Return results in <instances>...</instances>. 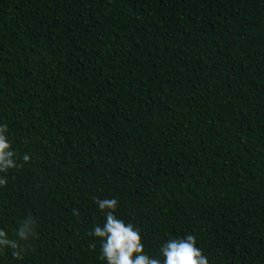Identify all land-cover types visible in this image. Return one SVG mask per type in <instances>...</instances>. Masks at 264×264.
<instances>
[{
    "label": "trees",
    "instance_id": "16d2710c",
    "mask_svg": "<svg viewBox=\"0 0 264 264\" xmlns=\"http://www.w3.org/2000/svg\"><path fill=\"white\" fill-rule=\"evenodd\" d=\"M3 124L0 229L36 227L0 264H105L97 198L152 257L264 264V0H0Z\"/></svg>",
    "mask_w": 264,
    "mask_h": 264
},
{
    "label": "clouds",
    "instance_id": "9594fccd",
    "mask_svg": "<svg viewBox=\"0 0 264 264\" xmlns=\"http://www.w3.org/2000/svg\"><path fill=\"white\" fill-rule=\"evenodd\" d=\"M7 124L0 125V187L8 183L9 170L23 168L30 161V156L25 153L19 157L12 149L11 142L6 135ZM22 161V163H18ZM95 203L105 215L106 222L103 226H95L91 235L100 243L99 258L105 264H209L208 258L197 246L196 236L188 234L183 238L169 239L159 248V257H152L144 253L139 229L132 224H126L115 215L118 201L116 199H96ZM79 214L78 209L73 210V215ZM36 221L31 217L25 218L16 231L17 239H9L7 233L0 229V253L5 249L11 250V256L16 260H23L24 255L30 250L29 241L34 236ZM95 243L91 248H95Z\"/></svg>",
    "mask_w": 264,
    "mask_h": 264
}]
</instances>
